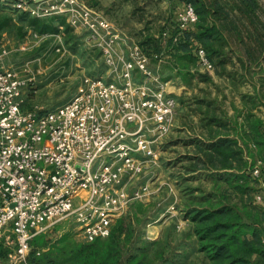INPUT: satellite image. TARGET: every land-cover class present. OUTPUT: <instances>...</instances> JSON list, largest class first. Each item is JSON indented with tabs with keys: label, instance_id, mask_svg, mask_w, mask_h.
Listing matches in <instances>:
<instances>
[{
	"label": "built area",
	"instance_id": "obj_1",
	"mask_svg": "<svg viewBox=\"0 0 264 264\" xmlns=\"http://www.w3.org/2000/svg\"><path fill=\"white\" fill-rule=\"evenodd\" d=\"M0 4L35 18L65 17L121 80L114 85L85 77L65 104L41 114L24 112L22 95L35 75L21 61H11L13 50L0 42V264H38L30 261L35 236L71 218L85 242L105 239L115 220L148 196L147 185L128 192L125 184L157 164V146L173 128L177 100L138 45H129L128 57L120 54L125 41L84 1ZM197 22L193 5L185 3L172 43ZM41 38L33 33L25 42ZM26 43L14 51H25ZM197 57L201 67L213 70L203 48ZM138 73L143 82L136 81ZM251 177L259 182L254 200L264 204V170H253Z\"/></svg>",
	"mask_w": 264,
	"mask_h": 264
},
{
	"label": "rangeland",
	"instance_id": "obj_2",
	"mask_svg": "<svg viewBox=\"0 0 264 264\" xmlns=\"http://www.w3.org/2000/svg\"><path fill=\"white\" fill-rule=\"evenodd\" d=\"M84 1L90 5L96 1L97 5L92 8L107 16L115 28L126 36L125 43L119 46L122 56L128 57V47L134 43L143 51L150 70L168 84V92L171 89L169 86L186 87V95L180 96L179 99L175 97L177 107L174 120L179 114L182 116L184 108L186 111L183 115L186 116L187 122L194 124L196 120L194 126L196 124L198 126L200 124L198 116L201 112L197 106H205L204 120L210 121L214 118L215 122L223 123L220 133L227 135L231 130L224 128L225 124H237V118H242L240 109L236 106H239V103L248 104L250 110H253V121L260 122L261 130L264 132V53H260L258 44H252L248 39V32L253 33L258 22L264 26V0H256L260 8L256 11L258 22L253 19V23L241 9L237 10L238 7H242L238 0H219L228 14V19L219 16L218 20H215L224 37L220 58L225 59L226 63L223 67L217 66L207 56L213 66L212 71L198 64L197 49L199 47L204 49L200 44L194 45L190 40L189 53L182 55L177 52V46L187 42L186 35L189 31L182 34L177 44L170 40V36L177 33V14L189 0ZM4 8L9 14L15 13L9 7ZM164 33L167 36H164ZM6 38L3 42L10 41L7 44L13 50L22 44L14 32L6 33ZM16 40H19V43ZM25 41L24 43L27 42ZM25 48H27L25 51L11 55V61H21L27 66L25 68L35 75L33 82L24 89L22 95L24 112L41 114L65 104L75 95L85 77H96L110 84H120V78L104 64L100 52L87 44L83 34L74 29L73 40L69 44L65 43L63 35L54 34L44 39L29 40ZM56 49H59V52ZM246 49L250 52L251 59L245 55ZM135 79L138 82L144 80L139 73L135 75ZM178 104L179 110H183L181 113L180 111L178 113ZM190 104L193 107L190 108ZM201 130L194 127L193 132L201 133ZM157 149L159 151L157 164L149 165L143 174L128 179L125 184V190L128 192L147 185L149 194L141 201L140 208L136 207L140 204L138 202L131 205L130 209V206L128 207L126 225L130 235L127 237L128 242L122 246L124 254L130 253L136 246L142 248L144 240L152 238L157 232L170 234L183 230V227L177 228L176 225L173 228L172 223L182 226L183 206L186 204L196 206L201 202V192L193 191L189 195L187 194L189 192H184L183 184L178 183L183 176L181 171L184 163L178 162V158L173 159L176 150L168 147V135ZM178 163L181 166L179 168ZM256 169H262L259 162L249 168L250 177L251 172ZM251 179L252 187L257 192L259 182L252 177ZM224 185L226 188V183ZM188 186L208 191L212 188V183L209 181L202 183L193 178ZM223 193L232 201L231 191ZM82 243H86L82 234L73 219L69 218L50 227L44 234L37 235L32 242V248L43 251L42 258L46 262L68 264L66 258L57 251L70 244ZM2 257H5L4 253Z\"/></svg>",
	"mask_w": 264,
	"mask_h": 264
},
{
	"label": "trees",
	"instance_id": "obj_3",
	"mask_svg": "<svg viewBox=\"0 0 264 264\" xmlns=\"http://www.w3.org/2000/svg\"><path fill=\"white\" fill-rule=\"evenodd\" d=\"M238 1L242 7L237 10L241 9L251 23L253 19L257 21L256 11L260 8L258 2ZM189 3L195 9L198 22L187 30V42L180 43L177 52L182 55L189 53L188 43L190 45L192 40L194 45L200 44L204 47L213 64L223 67L226 60L220 56L224 37L215 20H218L219 16L228 19L227 11L219 0H189ZM88 5L93 7L97 3L93 1L92 5ZM28 30L39 36L61 34L66 44L73 40V29L63 16L35 18L25 12L9 14L0 4V40L3 34L12 32L22 40ZM248 39L252 44H258L260 53H264V26L261 22H258L253 33L248 32ZM248 49L245 50V55L251 59ZM210 121H214V118ZM261 129L262 124L254 121L253 137L262 152L264 132ZM235 146L236 141L226 138H221L213 146L203 145L202 149L197 144L196 149L202 153L203 158L193 157L188 166L192 172H206H198L189 177L181 173L183 176L178 183L183 184L184 192H189L187 194L199 191L202 198L196 206H183L181 211L186 226L178 233L167 232L154 240L147 238L142 248L136 246L130 253L124 254L122 246L128 242L127 237L130 235L126 216L131 205L137 203L134 202L127 212L115 221L107 238L91 243L70 244L57 252L66 258L68 264H264V204L255 202L256 191L252 187L253 180L249 174L232 172L244 165L241 151ZM210 168L224 169L225 172L212 173ZM193 178L202 183L211 182L212 188L208 191L199 187L193 189L188 186ZM223 183H226V188ZM224 191L233 193L232 201L228 200ZM138 203L140 204L136 207L140 208L142 203ZM175 225L177 227V224L172 223L173 228ZM35 238L31 241L30 261L53 264L42 258L43 251L32 248ZM37 251H41L39 257H36Z\"/></svg>",
	"mask_w": 264,
	"mask_h": 264
},
{
	"label": "crops",
	"instance_id": "obj_4",
	"mask_svg": "<svg viewBox=\"0 0 264 264\" xmlns=\"http://www.w3.org/2000/svg\"><path fill=\"white\" fill-rule=\"evenodd\" d=\"M82 1H84V0H82ZM103 16H105V15H103ZM105 17H106V19H108L107 16H105ZM110 22L112 24H114L112 21H110ZM114 28H115V26H114ZM115 30L118 33L120 39L124 41L126 36L123 34V32H119L116 28H115ZM78 32L82 33L80 31H78ZM33 33L34 32H32V31L27 33V36L25 37V39L28 37V35L33 34ZM50 36L51 35H43L41 39H44V38L50 37ZM4 39H7L6 34H3L0 42H3ZM24 40H21L22 41L21 45L24 44ZM12 41H14V40L12 39ZM16 42L19 43L18 41H16ZM7 43H10V41L7 40V42L5 44H7ZM13 44H15V43H13ZM21 45H19V47ZM120 45H122V44H120ZM13 53H15L14 50H13L12 54ZM10 60H11V57H10ZM169 88H171V89H169L170 93L174 94L173 96L177 97L178 99L181 98L182 95L187 94L186 87L180 88L179 86H177V87L176 86H172V87L169 86ZM191 105L192 104H190V106H189L190 108L193 107ZM240 105L241 104L239 103V106H236V108L240 109L242 118H237L238 119L237 124H232V125L225 124L224 128L231 130V131H229V134L226 135V137L221 135V133H220V131H222V128L224 126L223 123H217V122L214 123V121L204 120L205 118L203 116V114H204L203 111L205 110V106L204 107H201V105L197 106V108L200 110V112L202 114V115L200 114L198 116V120L200 122V124H198V126H197V124L194 126V124L197 123L196 120L194 121V124H193V122H191V123L187 122L186 116L183 115L184 112L186 111V109L183 108V110H185V111L182 113V116H180V114H179L178 117L174 120L173 130H171L170 133L168 134V147L176 150V153H173V155H174L173 159L178 158V160H177L178 162L182 161L184 163V169H183V172L181 171V173H183V175L185 177L186 176H188V177L192 176L198 172H206L205 170H201V171L196 170V171L192 172L189 169L190 167L188 166L190 160L193 157L194 158L195 157L203 158V156L201 155L202 153H199L196 149L197 144H199V147L202 149L203 145H209V146L215 145L217 142H219V140H221V138L222 139L226 138V139L236 141L235 148L237 150L239 149L241 151V159L243 160L244 165L240 169L235 168V170H233L232 172L238 173V174H241L244 172L245 174L250 175V172L247 170H249V168L251 166L254 167L256 162H259L262 166V170H264V149L261 152L262 149L259 148V146L255 144V139L253 137V124H254L253 110H250V106L248 104H242L241 107H240ZM187 106H188V104H187ZM183 110H181V109L179 110V104H178V113H179V111L181 113ZM194 127L202 129L201 130L202 132L201 133H194L193 132ZM263 128H264V125H263ZM215 132H216V134H215ZM204 152H206V151H204ZM177 167L178 168L181 167L179 163H178ZM210 170L212 173H218V172L224 173L225 172L224 169H218V168L217 169L210 168ZM178 225L179 224H177V228H179V227L185 228L186 222L183 220L181 222L182 226H178ZM160 235L161 234L157 232L155 235H153L152 239L154 240V239L160 237Z\"/></svg>",
	"mask_w": 264,
	"mask_h": 264
}]
</instances>
